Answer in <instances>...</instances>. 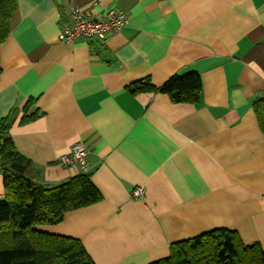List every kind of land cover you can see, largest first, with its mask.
<instances>
[{"label":"crops","instance_id":"crops-1","mask_svg":"<svg viewBox=\"0 0 264 264\" xmlns=\"http://www.w3.org/2000/svg\"><path fill=\"white\" fill-rule=\"evenodd\" d=\"M74 8H116L129 22L104 39L62 42ZM10 28L0 121L10 119L16 150L45 185L82 173L58 159L83 142L103 198L37 230L80 240L95 264H152L172 244L223 228L264 250L254 107L264 100V0H17ZM189 73L202 79L198 104L129 90ZM26 113L37 117L23 123ZM137 186L144 199L132 198Z\"/></svg>","mask_w":264,"mask_h":264},{"label":"trees","instance_id":"trees-1","mask_svg":"<svg viewBox=\"0 0 264 264\" xmlns=\"http://www.w3.org/2000/svg\"><path fill=\"white\" fill-rule=\"evenodd\" d=\"M16 10L17 0H0V47L10 35ZM129 90L161 93L175 104H198L202 79L197 73L177 74L156 87L147 77ZM254 107L264 132V100ZM36 117L26 113L22 122ZM0 172L5 191L0 201V264H95L80 240L36 229L57 225L67 213L100 203L102 194L91 181L92 173L57 185L39 183L31 160L15 148L9 118L0 121ZM152 264H264V250L258 243L245 245L237 232L223 228L172 244L170 256Z\"/></svg>","mask_w":264,"mask_h":264},{"label":"built area","instance_id":"built-area-1","mask_svg":"<svg viewBox=\"0 0 264 264\" xmlns=\"http://www.w3.org/2000/svg\"><path fill=\"white\" fill-rule=\"evenodd\" d=\"M98 6V2L93 3ZM129 22L128 15L116 8L103 10L100 15L89 16L80 8H74L71 23L66 24L59 36L62 42H74L80 39H104L111 32L122 30ZM89 151L83 142L72 146L71 153L58 159L61 166L80 169L82 172L90 170ZM145 187L137 186L132 190V198L144 199Z\"/></svg>","mask_w":264,"mask_h":264},{"label":"rangeland","instance_id":"rangeland-1","mask_svg":"<svg viewBox=\"0 0 264 264\" xmlns=\"http://www.w3.org/2000/svg\"><path fill=\"white\" fill-rule=\"evenodd\" d=\"M4 198H5V196L3 198H1L0 201L3 200Z\"/></svg>","mask_w":264,"mask_h":264}]
</instances>
